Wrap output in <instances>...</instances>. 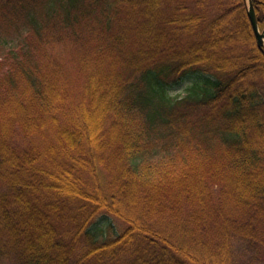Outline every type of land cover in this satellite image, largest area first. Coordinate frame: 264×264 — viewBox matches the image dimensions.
<instances>
[{
	"label": "trees",
	"instance_id": "1",
	"mask_svg": "<svg viewBox=\"0 0 264 264\" xmlns=\"http://www.w3.org/2000/svg\"><path fill=\"white\" fill-rule=\"evenodd\" d=\"M260 251L264 50L247 0H0V264Z\"/></svg>",
	"mask_w": 264,
	"mask_h": 264
},
{
	"label": "rangeland",
	"instance_id": "2",
	"mask_svg": "<svg viewBox=\"0 0 264 264\" xmlns=\"http://www.w3.org/2000/svg\"><path fill=\"white\" fill-rule=\"evenodd\" d=\"M200 76H190L184 79L180 84L170 89V94L172 96H184L186 94V89L193 85L196 79H199ZM98 225H94L95 228H99L100 230H108L110 226H115V228L120 230L123 227V224L113 217L110 219H104L102 217L97 218ZM111 222V223H110ZM261 259L264 257V252L260 251Z\"/></svg>",
	"mask_w": 264,
	"mask_h": 264
},
{
	"label": "water",
	"instance_id": "3",
	"mask_svg": "<svg viewBox=\"0 0 264 264\" xmlns=\"http://www.w3.org/2000/svg\"><path fill=\"white\" fill-rule=\"evenodd\" d=\"M249 3V17L257 38V42H258V46L264 50V31L261 32L259 25H258V20H257V16L254 10V6L252 3V0H247Z\"/></svg>",
	"mask_w": 264,
	"mask_h": 264
}]
</instances>
